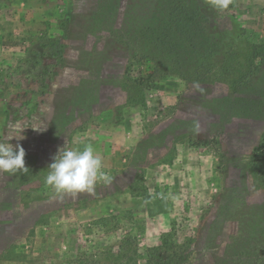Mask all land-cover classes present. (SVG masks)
<instances>
[{
    "label": "rangeland",
    "instance_id": "1",
    "mask_svg": "<svg viewBox=\"0 0 264 264\" xmlns=\"http://www.w3.org/2000/svg\"><path fill=\"white\" fill-rule=\"evenodd\" d=\"M96 1L0 0V139L22 136L11 143L29 169L0 172V264H148L166 240L168 264H216L239 213L264 200L248 164L264 118L224 112L212 98L227 83L133 60L121 14L117 32L93 24ZM216 22L245 52L264 38V0H231ZM89 143L110 182L56 194L48 166Z\"/></svg>",
    "mask_w": 264,
    "mask_h": 264
},
{
    "label": "trees",
    "instance_id": "2",
    "mask_svg": "<svg viewBox=\"0 0 264 264\" xmlns=\"http://www.w3.org/2000/svg\"><path fill=\"white\" fill-rule=\"evenodd\" d=\"M97 9L93 24L106 16L116 32L113 25L121 14L118 32L133 60L153 63L161 77L177 75L200 85L214 80L227 83L232 92L212 98L224 112L230 108L242 116L264 118V38L244 52L236 28H222L216 22L226 9L214 7L212 0H100ZM136 83L127 82L131 87ZM248 164L256 185L263 187L264 136ZM237 221L238 230L216 264H264V200L242 210ZM173 247L166 240L149 248L147 263L168 264Z\"/></svg>",
    "mask_w": 264,
    "mask_h": 264
},
{
    "label": "clouds",
    "instance_id": "3",
    "mask_svg": "<svg viewBox=\"0 0 264 264\" xmlns=\"http://www.w3.org/2000/svg\"><path fill=\"white\" fill-rule=\"evenodd\" d=\"M230 3L231 0H212L213 6L220 10L227 9ZM14 138L19 140L22 136L5 134L0 139V172L27 173L29 169L25 166V150L18 143H11ZM102 168V159L92 144H86L83 150L65 147L59 150L54 162L48 166L45 183L58 195L91 193L98 180L110 182V177Z\"/></svg>",
    "mask_w": 264,
    "mask_h": 264
}]
</instances>
